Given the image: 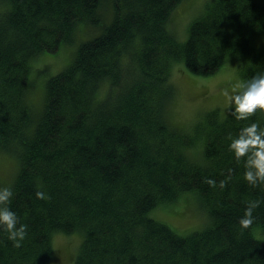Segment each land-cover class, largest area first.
I'll return each mask as SVG.
<instances>
[{"label":"trees","instance_id":"obj_1","mask_svg":"<svg viewBox=\"0 0 264 264\" xmlns=\"http://www.w3.org/2000/svg\"><path fill=\"white\" fill-rule=\"evenodd\" d=\"M184 1L0 0V167L13 164L0 186L28 226L19 247L0 229V264H53L57 239L77 234L75 264H264V203L240 224L264 184L228 147L264 111L216 108L184 127L170 115L178 61L204 77L229 64L242 80L264 73V0H205L181 41L171 17ZM68 47V64L36 81ZM191 192L205 229L150 216Z\"/></svg>","mask_w":264,"mask_h":264},{"label":"rangeland","instance_id":"obj_2","mask_svg":"<svg viewBox=\"0 0 264 264\" xmlns=\"http://www.w3.org/2000/svg\"><path fill=\"white\" fill-rule=\"evenodd\" d=\"M204 2L205 0H185L173 12L171 26L179 34L181 41L187 39L190 20L198 14ZM73 48H65L58 55L53 56V59L46 63L45 67L36 69L34 71L36 81H42L45 87L47 80L68 64L73 54ZM43 70L45 71L43 72ZM237 80L242 79L237 72V67L234 65L229 64L226 69L217 74L204 77L191 74L186 69L183 61L174 63L172 82L175 85L176 95L170 106L172 120L180 126H190L205 113L216 108L220 109L223 116L229 114L234 105L223 103V91L225 88L231 89V85ZM41 95L42 91L38 89L35 95L36 102L42 100ZM8 160L13 159L9 158ZM6 166L9 167V170L6 169ZM12 169L13 164L11 162H8V164L1 162V177L6 178L9 176ZM204 209L198 194L191 192L183 195L179 201L171 204L170 207L159 208L156 211L154 209V213L152 211L150 216L169 225L179 234L187 235L208 227L209 222L206 221L207 214ZM157 212L158 215L163 217H155L154 215H157ZM81 240L82 238L78 234L71 236V238L68 237V239L63 235L60 236L56 241L57 256L53 264H75Z\"/></svg>","mask_w":264,"mask_h":264},{"label":"clouds","instance_id":"obj_3","mask_svg":"<svg viewBox=\"0 0 264 264\" xmlns=\"http://www.w3.org/2000/svg\"><path fill=\"white\" fill-rule=\"evenodd\" d=\"M223 103L234 105L232 111L237 119H247L258 109L264 111V73H258L248 80H237L231 89L223 91ZM231 136V134H229ZM237 162L244 160V179L253 187L264 184V126L257 121L242 127L238 135L231 137L228 145ZM207 183L215 185L214 179L208 178ZM225 181H221V185ZM14 195L10 186H0V229L6 231L8 239L19 247L27 236V225L18 224L17 213L10 208ZM36 196L41 199L50 197L44 190H37ZM264 203V196L249 200L245 214L240 218L243 228L254 219V211Z\"/></svg>","mask_w":264,"mask_h":264}]
</instances>
